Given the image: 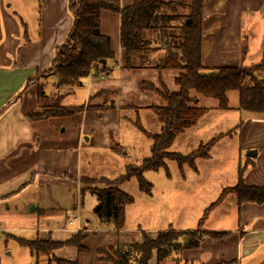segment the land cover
I'll return each mask as SVG.
<instances>
[{"label": "rangeland", "instance_id": "rangeland-1", "mask_svg": "<svg viewBox=\"0 0 264 264\" xmlns=\"http://www.w3.org/2000/svg\"><path fill=\"white\" fill-rule=\"evenodd\" d=\"M0 3L3 10L15 18L21 34L23 33L22 25L20 26V19L16 17V12L22 13L21 8L28 10L27 14L19 13L23 16V22L29 21V27L37 28V24H34L36 13L32 11V9L35 10L36 3L33 4L32 0H1ZM69 6L70 4L67 3V12L72 20L70 31L74 19ZM41 7L38 6V13ZM257 18L260 19L259 15ZM38 29L40 30V26ZM57 34L62 35L61 31H57ZM169 34L175 37L178 32L170 31ZM65 39L62 40L63 43L59 41L60 43L55 46L51 45L55 40H48V47L43 48L40 62L35 61V64H40L37 70H48L51 67L55 50L65 43ZM28 47L29 45L24 44V41L16 47L10 69L18 67L21 54ZM8 48L3 47L0 50L1 63H3L4 52ZM260 61L261 59L254 64ZM35 71L33 76L28 78L29 80L22 79L26 72H14L8 81L0 82V116H4L10 110L17 98L25 104V110L26 108L40 109L43 113L45 108L55 103L58 93L63 94L61 106L66 108L82 106L83 110L71 116L72 118L68 116L49 118L50 122L41 125L42 137L49 140L60 151L54 158V164L52 163L48 169L50 173H42L40 184H33L31 188L22 192L19 200L16 199L14 204L11 200L8 204L12 211L11 216H15L10 224L11 229L23 230L19 234L9 233V236L27 241L61 242L68 240L79 228L78 231L85 236L82 243L85 250L80 251L77 247L69 246L54 250L49 256H35L31 255L26 247L8 238L5 245V240H2V250L5 247V252L2 251L0 257L4 261L10 264H60L62 261L75 264H111L100 262V255L96 253L98 249L116 247L117 242L138 244L141 243L143 234L149 238H155L158 232L169 229L180 232L198 230L212 232L229 229V222L231 223L237 216V198L234 193L229 192V189L236 184L238 171L242 173L244 171V177L249 155V152L244 153L246 151H242L239 147V129L235 131V137H226L215 143L208 159L196 161L197 172L186 165L180 169L176 163L170 161L166 162V170L162 168L157 171H143V178L151 184L148 195L139 191L135 178L122 182L119 189L130 195L133 201L125 209L123 232H119L110 221H101L95 215L93 209L97 203L96 197L87 190L80 191L86 188V185L75 182L71 176H78V179L84 177L114 181L124 176L127 165L140 166L150 157L151 141L143 136L132 123L138 119L141 126L151 133L158 132L160 125L150 111L142 109L136 114L133 109L127 108V105L144 108L160 106L162 102L153 96L148 97V100L140 98L136 100L133 96L126 98L123 92H120L112 99L114 102L109 104L110 88L105 89L109 92L102 90L103 94L90 92L88 95L86 86L88 80L84 78L81 80V87H73L75 89L71 88L72 90L61 88L58 91L57 78L54 75L42 76ZM170 73L172 72H167V75ZM164 79L170 90L174 84L169 83L168 76ZM134 84L135 78L124 82L127 86ZM18 85L19 88L11 95ZM196 98L199 100L196 106L208 109L209 113L196 125L184 130L174 139L168 150L170 153L189 155L200 145L219 134L229 132L248 119V116H254L237 110L236 91L227 93L228 110H218L215 100L198 95ZM105 104H109L110 108L103 109ZM256 120H263V118L258 116ZM70 122H75L85 130V135L80 138L81 144L77 148V152L79 150L77 159H69L67 150L60 148L63 147L66 138L73 145L75 143L74 135L70 128H67ZM58 124H60L59 128ZM14 128L23 132L19 125ZM64 129L65 133H59ZM115 145L121 146V152L125 156L109 150ZM224 190L227 194L223 201L209 211L204 221H200L205 209L214 203ZM41 209L45 212L42 215L39 213ZM75 218H78L76 222ZM46 219L55 222L48 227L43 222ZM69 221L72 225H69ZM61 224L64 226H60ZM121 245L124 248L128 247L125 244ZM126 251H130V248L128 247ZM6 254L10 255L6 256ZM155 259L156 255L153 253L148 264H156Z\"/></svg>", "mask_w": 264, "mask_h": 264}, {"label": "trees", "instance_id": "trees-1", "mask_svg": "<svg viewBox=\"0 0 264 264\" xmlns=\"http://www.w3.org/2000/svg\"><path fill=\"white\" fill-rule=\"evenodd\" d=\"M47 0H39V8ZM69 8L74 24L68 33L64 45L56 48L51 67L42 73L43 76L54 75L57 78L58 91L61 88L71 89L81 84V80L97 71L96 74H106L108 63H115V55L110 49L109 38L100 34V13L109 11L120 16L119 42L121 49L122 69H133L132 60L143 53L152 43L146 39L147 34L156 33L157 45L163 53L162 61L154 69L175 72L174 85L179 91L170 92L163 82L159 87L149 81H142L138 85L140 92L154 93L163 102L164 106H149L142 108L150 111L160 129L156 133L146 131L136 119L133 126L151 141L150 157L140 166H126V173L119 180L82 179L81 183L96 197L93 209L101 221H110L115 230L124 228L125 209L132 203L130 195L122 192L119 185L135 178L139 191L149 194L151 184L142 175L145 170L167 169L166 162H174L181 169L188 166L197 172L196 161L206 160L216 142L226 136H231L240 126H235L225 134L200 145L189 155L183 156L168 152L174 139L193 127L207 112L206 108H199L196 95L217 101L218 110H228L227 93L236 91L238 94L237 110L247 114L258 115L264 111V80L260 73L264 69V50L258 64L245 68L219 67L204 69L201 65V40L203 24L204 0H133L131 6L120 8L118 0H70ZM23 33L26 36L24 24ZM170 31H177L172 37ZM104 62V64L102 63ZM193 93V94H192ZM67 94V93H66ZM192 94V95H191ZM63 94L58 93L55 103L40 114L30 115L29 118L47 120L54 117L73 116L82 112L83 107H63ZM137 114L141 108L129 107ZM138 118V117H137ZM115 153L121 152V146L115 145ZM244 173V171H243ZM243 173L238 171L236 184L229 189L237 198L238 205L250 202L257 205L264 204V187H247L243 183ZM226 190L211 205H209L200 221H204L209 211L219 205ZM195 231L180 232L167 230L159 232L155 238L146 234L141 236V243L127 245L128 248L117 245L97 250L100 262L111 264H148L156 255L157 264L163 260H172L175 264L181 262L179 253L184 249H195L199 241H194ZM226 233H206L204 236L219 240ZM188 238L189 242L183 247L179 239ZM85 236L81 231L74 233L68 240L53 242L51 240H23L18 243L26 247L31 255L49 256L54 250L64 247H77L85 250L82 243ZM115 248V249H114ZM62 261V260H61ZM60 264H75L62 261ZM229 264V263H217Z\"/></svg>", "mask_w": 264, "mask_h": 264}, {"label": "crops", "instance_id": "crops-1", "mask_svg": "<svg viewBox=\"0 0 264 264\" xmlns=\"http://www.w3.org/2000/svg\"><path fill=\"white\" fill-rule=\"evenodd\" d=\"M69 1L47 0L39 10L40 13H38L39 0H32L33 4L36 3V8L35 10L32 9V11L34 14H39L38 16L35 14L34 20L37 28L36 26L29 27L30 22L25 20L23 22L22 20L23 16L20 14H27L28 10L21 8L22 13L16 12V17L20 19V26L22 25L21 23L24 24L26 36L24 33H20L15 18L5 12L0 3V50L3 47H9L4 52L3 63L0 62V82L8 81L14 72H26L22 79H30L40 65L35 64V61L38 60V63L40 62L43 48L45 46L48 47V40H55L51 43L52 46H55L60 43L59 41H64V38L67 39L72 23L67 12V3ZM118 1L120 8L129 7L133 3V0ZM31 8H33L32 5ZM263 10L264 0H204L202 13L203 36L201 40L202 67L204 69L219 67L245 68L259 61L264 50V16L261 15ZM257 15H259L260 19L257 18ZM256 21H259V23H255ZM39 26L40 30L38 29ZM119 27L120 16L118 14L101 11L99 31L101 35L109 38L110 49L115 55V63H108L107 68L109 70L106 74H96V71L86 78L88 80L86 84L88 95L90 92L92 94L93 92H101L103 94L102 90L107 87L111 89L109 104H112L114 102L112 99L119 95L120 92H123L126 98L133 96L136 100L137 98L148 100V97L153 96L162 102L160 107L164 106V102L156 94L143 93L138 89V85L142 81H149L158 87L160 81L167 88L165 76H168L169 83L174 84L175 72L167 75V72L169 73L170 71L159 72L154 69L161 63L163 57V53L159 45H157V34L146 35V39L152 43L143 53L134 57L132 60L133 69L125 70L122 69L120 60ZM57 31H61L62 35H58ZM23 41L29 47L21 54V62L18 67L10 69L14 59V51ZM252 42L255 43L253 44ZM37 71L42 74L47 70L38 69ZM259 77L264 80V69ZM131 78H135V84L133 86L124 85V82ZM174 86L172 85L170 90L167 89L176 93L178 88ZM79 87H81V84ZM18 88L19 85L11 95ZM105 92L109 91L105 90ZM109 104H105L106 106L104 105L103 109H109ZM128 107L140 108L134 105H127ZM40 113H42L40 109L31 110L26 108L25 110V104L17 98L16 103L10 110L4 116H0V254L2 251L5 252V247L2 250V240H5L4 245L8 238H12L18 243L19 239L9 236V233L19 234L23 231L11 229L10 224L15 216H11L12 211L9 209L8 204H10L11 200H13V204L16 199L19 200L22 192L27 188H31L33 184H40L42 173L48 174L50 171L48 169L52 166V163L54 164V158L58 156V151H60L49 140L42 137L41 125L50 122V120L34 121L29 118L30 115ZM208 113L209 110L205 115ZM258 116H262L263 120H256ZM70 118L72 117L70 116ZM16 125L21 126L23 132L14 128ZM59 126L60 124H58V128ZM239 127V147L242 151H246L244 153L249 152L244 169L243 183L247 187H264V111L258 115L248 116V119L244 120ZM67 128H70L71 133L74 135L75 143L73 145L65 137L66 142L60 148L67 150L69 159H77L79 152V150L77 152V148L81 144L80 138L84 137L85 130L75 122L68 123ZM59 133H65V129ZM235 136L233 134L226 137L232 138ZM109 150L115 152L113 147H110ZM71 177L75 179V182L78 181L79 183H81L82 179H87L84 177H79L78 179V176ZM236 204L237 216L233 218L231 223L229 222V229L212 231L214 233H226L225 236L219 240H213L204 236L210 231H195L196 234L193 240L196 242L201 239L200 243L195 249H184L181 251L179 253L181 262L187 264H264V204L257 205L250 202L240 205L236 202ZM39 213L42 215L45 212L41 209ZM43 222L49 227L55 221L46 219ZM119 232H123V230ZM187 242H189L188 238L179 239V243L183 247L187 245ZM126 243L117 242L116 246L119 244L131 245V242ZM134 244L136 243L134 242ZM9 255L6 254V256ZM155 263L157 264V261ZM0 264L10 263L0 257ZM159 264H175V262L163 260Z\"/></svg>", "mask_w": 264, "mask_h": 264}, {"label": "built area", "instance_id": "built-area-1", "mask_svg": "<svg viewBox=\"0 0 264 264\" xmlns=\"http://www.w3.org/2000/svg\"><path fill=\"white\" fill-rule=\"evenodd\" d=\"M261 15L264 16V10L261 12ZM77 219H78V218H75L74 221L76 222ZM69 225H72V222H69ZM78 230H79V228H78ZM78 230H77V231H78Z\"/></svg>", "mask_w": 264, "mask_h": 264}, {"label": "water", "instance_id": "water-1", "mask_svg": "<svg viewBox=\"0 0 264 264\" xmlns=\"http://www.w3.org/2000/svg\"><path fill=\"white\" fill-rule=\"evenodd\" d=\"M103 64H104V62H102ZM85 141H86V139H85Z\"/></svg>", "mask_w": 264, "mask_h": 264}]
</instances>
